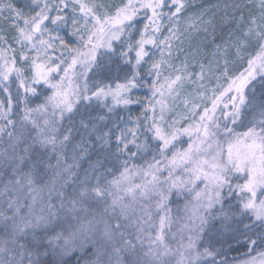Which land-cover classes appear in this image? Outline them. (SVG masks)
Listing matches in <instances>:
<instances>
[{"label": "snow or ice", "instance_id": "1", "mask_svg": "<svg viewBox=\"0 0 264 264\" xmlns=\"http://www.w3.org/2000/svg\"><path fill=\"white\" fill-rule=\"evenodd\" d=\"M187 6L183 0H121L119 5L105 0H29L23 8L0 5V16L6 10L14 27L12 41L20 49L19 63L23 65L16 67V48L12 44L4 47L6 41L0 37V84L9 92L4 82L15 73L25 92L18 131L16 121L8 118L11 95L6 102L0 101V120L7 121L0 125V135L6 133L9 143V148L0 151V175L5 177L0 191V264H112L110 251L135 254L138 245L145 258L143 264H198L202 257H212L207 264H228L227 260L217 262L218 253L208 247L203 252L196 250L212 220L226 226L232 222V231L256 246L251 250L258 251V257L239 264H264V251H259L264 246V100L256 105L254 97L248 100L245 95L257 76L264 83V0H248L247 7L256 11H250L247 20L241 14L236 20L239 34L230 33L223 47L216 46L213 56L224 57L222 77L227 86L217 84L211 94L199 82L205 65H200L201 72L192 80L186 60L180 65L172 62L179 58L174 53L182 51L180 45L190 41L191 32L207 33L212 24L201 12L186 17L181 30L180 17ZM62 30L75 39L67 41L60 34ZM165 31L167 35H163ZM115 42H120L119 51ZM247 48H254L255 55L249 53L247 68L230 76L229 50L235 49L236 55L242 56ZM100 49L105 50L103 55H98ZM117 55L127 67L122 77L114 78L122 82L113 87L95 81L90 86L89 73L95 75L104 58ZM212 64L209 61L208 71ZM144 65L150 66L144 69ZM169 69L175 75L162 79ZM186 80L197 86L193 99L185 98V112L169 122L165 119L170 110L166 97L175 102ZM44 86L51 90L50 95ZM138 89H147L150 97L133 96ZM28 93L37 98L43 95V103L28 107ZM108 98L111 106L105 103ZM93 99L109 113L116 106L127 110L139 105L142 109L134 119L129 114L131 127L128 121L113 122V128L106 132L81 120L83 128L90 130V135L95 133L103 146L110 148L114 139L113 155L124 157L120 177L107 188L99 181L89 187L86 180L79 181L72 165L65 164L49 183L40 181L38 189L37 165L28 163L30 152L35 145L45 149L51 145L60 165L66 159L64 150L70 136L63 134L58 139V120L73 113L80 101ZM246 103L253 110V120L246 131L239 132L236 125ZM49 109L51 118L44 119L43 125L33 118L34 113L47 116ZM10 125L13 131H7ZM33 130L35 136L31 135ZM136 158L142 163L129 168V162ZM57 176L63 181L59 186ZM73 177L80 189L66 193L64 188ZM45 189L46 197L41 195ZM173 196L187 201L183 214L177 210L175 221L168 208ZM233 196L235 204L231 203ZM38 198L41 206L37 212L34 205ZM174 222L179 224L178 232L172 233L178 241L175 248L165 242L166 231L171 232Z\"/></svg>", "mask_w": 264, "mask_h": 264}, {"label": "trees", "instance_id": "2", "mask_svg": "<svg viewBox=\"0 0 264 264\" xmlns=\"http://www.w3.org/2000/svg\"><path fill=\"white\" fill-rule=\"evenodd\" d=\"M24 5L25 4H22V8ZM25 10L27 11V9ZM119 45L120 42L114 43V46L118 49V51L120 50ZM104 52V49H100L98 55H103ZM145 68L146 67L144 65V69ZM126 71L127 67L124 65L122 59L118 55L111 56L110 58H104L102 67L96 71L95 75H93V73H89V76L91 77L89 82L90 86L95 81H102L103 83H111L114 87L115 82H122V80H114V78L122 77ZM148 79L150 81L152 78L150 79V77H148ZM1 85L2 84H0V86ZM37 87L38 91H41L40 87ZM44 91L49 95L51 94V90L47 89L46 86H44ZM144 91V89L134 90L133 96L142 94ZM245 95L248 100H252L254 97L256 105H259L261 100H264V83L261 82L260 76H257L251 81L250 85L245 91ZM24 98L25 92H20L12 99V111L8 117L9 119L16 121L17 131L19 129L20 117L23 115ZM43 99V95L37 98L31 93H28V107L35 108L37 104L43 103ZM6 101L7 97H5V102ZM105 103L111 106V98H108ZM135 108H137V105H131L127 110H125L123 106H116L114 111L109 113L107 107H104L103 104L93 99L91 102L80 101L73 113H65L63 120H58L57 127L59 128V132L56 133V135L58 139H62L63 134H68L70 136V140L66 142V147L64 150L66 159L62 160L60 165H58L56 154L53 153L51 145H49L47 149L41 147L40 145H35L30 152L31 160L28 161V163L31 164L32 162H35L37 165V188L39 189L41 187L40 181L49 183L57 172H61L62 167L65 164L72 165V171L75 172L76 177L79 178V181L86 180V183L89 187L95 186L97 181H99V184L102 187H109L110 182L119 178L120 173L123 172L124 157L117 159V157L113 155L115 152L114 139L110 148L103 146L102 141L96 139L95 133L90 135V130L86 131L83 128L81 125V120L83 119L85 122L95 123L100 132H106L113 128V122L123 124L125 118L124 115L129 111H133ZM139 115L140 114H138V116ZM253 115V110L247 106V103L245 106H242L241 118L237 121L236 130L239 132L246 131L247 127L251 126L250 121L253 120ZM99 116H105L106 119L100 121L97 119ZM121 117H123V121H121ZM33 118L43 125L44 119L51 118V110L49 109L47 116L42 113H34ZM256 118H258V115ZM6 123L7 121H0V125ZM31 127L32 126L29 123L28 128L31 129ZM69 129H71V132L68 131ZM7 131H13V126L10 125ZM25 135H27V132ZM31 135L35 136L34 130L32 131ZM185 139L187 138L185 137ZM20 147L22 148L23 145ZM5 148H9L8 137L6 133L0 135V151ZM56 151H60L59 145H57ZM141 163L142 161L139 158H136L135 160L129 162L128 167L131 168L133 165H139ZM25 170H27V168ZM76 177H73L69 180L68 185L64 188L66 193H71L73 189H80L79 182H72L76 179ZM4 179L5 177L0 175V191H3ZM56 180L57 186H59V183L63 182L58 176L56 177ZM136 182H139L138 178H136ZM23 194L27 195V191L25 190ZM41 195L46 197L47 190L45 189ZM2 200L3 197L0 196V201ZM27 202L30 203L31 201L29 200ZM52 202L58 203V201L55 199H53ZM185 203H187V201L183 198L179 200L174 196L170 198L168 208L171 210L170 215L174 218V221L178 209L181 214L184 213ZM231 203H236L235 196L231 198ZM40 206L41 205L38 198L36 205H34L37 212L39 211ZM0 207H2V205H0ZM99 207L102 208L103 204H100ZM25 211H27V209H25ZM246 222L247 220H245V223ZM73 223H76V221L73 220ZM101 227L103 226L101 225ZM233 227H235V225L232 222H228V225L226 226L225 224H222L220 220L210 221L209 226L206 228V233L203 236V239L197 243L196 250L203 252L204 248L208 247L210 250H214L216 253H218L215 256V260L217 262L221 260H227L228 264H239V262L249 259L250 257H258V251L251 250L256 246L248 244L245 236L238 235L237 233L233 232ZM178 228L179 224L174 222L172 224L171 232L166 231L165 242L173 248L178 246V241L173 239L172 233H177ZM240 230L241 232L244 231L242 225H240ZM130 231L133 230L130 229ZM184 234L188 235L187 232ZM153 235H155V232H153ZM249 235H251V233H249ZM116 246L120 247L121 245L117 243ZM146 248L147 240H145L144 243V249L146 250ZM259 251H264V246H261ZM193 255H195V253H193ZM110 256L112 259V264H117L118 261L120 264H130V262L131 264H137V262H139V264H143L145 259L139 245L137 246L135 254H133L131 251H121L119 254L110 251ZM211 259L212 257H202L198 264H207V262Z\"/></svg>", "mask_w": 264, "mask_h": 264}, {"label": "rangeland", "instance_id": "3", "mask_svg": "<svg viewBox=\"0 0 264 264\" xmlns=\"http://www.w3.org/2000/svg\"><path fill=\"white\" fill-rule=\"evenodd\" d=\"M26 2H29V0H0V5H7L11 3L16 8H22V4H25ZM105 2L111 3L113 5H119L121 0H105ZM183 2L188 6L185 8L184 12L181 13V30H183L185 27L184 20L186 17H190L201 12L204 14V19H210L212 24L208 26L207 33L204 31L191 32L190 41H185L180 45L182 51L179 53H174V55H178L179 58L174 59L172 62L175 65H180L181 62L186 60L188 64L187 71L193 74L191 77L192 80H196L197 77L195 74L201 72L200 65H205V70L203 73L204 78L199 82L203 83L205 88L208 90V94H211V89L216 87L217 84H223L225 87L227 86V82L222 77V73L225 71L224 57L222 55H216L214 58L213 56V53H216V46L221 45L223 47L225 41L229 40L230 33L233 35H238L239 33L236 20L240 18L241 14H243L245 20H247L249 12L256 11V9H250L247 7L248 0H183ZM234 5H239V7L236 8ZM165 11H167V9H165ZM7 17L8 12L5 10L3 16H0V37L3 38V41H6V43L3 45L4 47H7L8 44H12V46L16 48L18 61L16 67H23V65L19 63L20 49L18 46L13 44L12 41V37L16 35V33L13 25L10 23ZM77 18H79V14H77ZM165 24H167V21H165ZM60 34L64 36L67 41H73L75 39L74 37L67 35L66 31L64 30H62ZM167 34L168 33L166 31L163 33V35ZM176 43L179 44V41ZM197 49H199V53H197ZM152 51L155 53V58L159 59V52L155 48H153ZM249 53L251 55H255V49H245L242 53V56H237L235 49L229 50V55L227 57V72L230 76L238 75L245 68H247V59ZM8 55L11 56L12 54L8 53ZM209 61L213 62L211 71H208L207 67L209 65ZM2 63L3 61L0 62V64ZM149 66L150 65H145V69H147ZM170 73V69L164 71L162 79L163 76H168ZM171 74L175 75V73ZM217 77H220V79L218 80ZM151 78L153 79V77H150V79ZM4 83L9 85V92L3 91V85H1L0 101H5V97L8 99L9 95H11L13 99L20 92H24V89L19 87V82L16 80L15 73L11 74L9 80ZM196 87V85L191 84L186 80L184 82L183 88L180 90V95L175 100V102L171 97H166V104L170 109L169 111L165 112V119L167 121L170 122L171 120L177 119L178 114L185 112L183 101L185 98L189 100L193 99V94ZM144 90V93L137 95L141 97H150V92L147 89ZM246 90L247 88L245 91ZM146 102L147 101H145V103ZM196 102H199V100L197 99ZM141 111V107L137 105V108L124 115V121H128L129 114H131L134 119L136 116H138V114L141 113ZM149 114L151 115V113ZM157 115H159V106H157ZM128 126H132V121H128Z\"/></svg>", "mask_w": 264, "mask_h": 264}]
</instances>
